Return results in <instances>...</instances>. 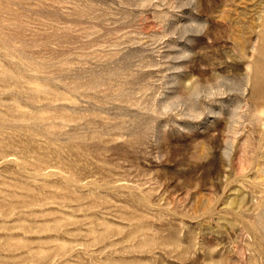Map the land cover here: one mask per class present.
I'll list each match as a JSON object with an SVG mask.
<instances>
[{
    "label": "rangeland",
    "instance_id": "374dc122",
    "mask_svg": "<svg viewBox=\"0 0 264 264\" xmlns=\"http://www.w3.org/2000/svg\"><path fill=\"white\" fill-rule=\"evenodd\" d=\"M0 264H264V0H0Z\"/></svg>",
    "mask_w": 264,
    "mask_h": 264
}]
</instances>
